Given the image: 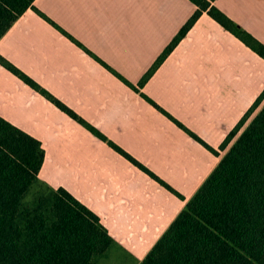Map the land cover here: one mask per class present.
<instances>
[{
  "label": "crops",
  "instance_id": "obj_1",
  "mask_svg": "<svg viewBox=\"0 0 264 264\" xmlns=\"http://www.w3.org/2000/svg\"><path fill=\"white\" fill-rule=\"evenodd\" d=\"M214 3L264 44V0ZM33 6L0 38V55L183 199L1 64L0 116L41 142L39 180L66 189L121 247L97 264H139L235 141L238 135L219 149L264 90V59L203 13L139 87L195 11L192 2L34 0Z\"/></svg>",
  "mask_w": 264,
  "mask_h": 264
},
{
  "label": "trees",
  "instance_id": "obj_2",
  "mask_svg": "<svg viewBox=\"0 0 264 264\" xmlns=\"http://www.w3.org/2000/svg\"><path fill=\"white\" fill-rule=\"evenodd\" d=\"M189 1L195 5V11L143 75L139 87L203 13L264 59V44L223 13L215 0ZM33 3L34 0H0V38L27 9H35ZM0 64L183 199L171 186L108 141L1 55ZM143 96L192 138L218 154ZM235 137L215 169L139 264H264V90L219 149H225ZM43 159L41 142L0 116V264H97L111 249H121L94 212L66 189L52 188L39 180Z\"/></svg>",
  "mask_w": 264,
  "mask_h": 264
},
{
  "label": "rangeland",
  "instance_id": "obj_3",
  "mask_svg": "<svg viewBox=\"0 0 264 264\" xmlns=\"http://www.w3.org/2000/svg\"><path fill=\"white\" fill-rule=\"evenodd\" d=\"M108 68H109V67H108ZM109 70H110L111 72H113L117 77L120 76V75H118V73H116V72L113 71L112 69L109 68ZM121 77H122V76H121ZM119 78H120V77H119ZM122 78H123V77H122ZM120 79H121V78H120ZM123 79H125V78H123ZM121 80H122V79H121ZM125 80H126V79H125ZM122 81H123V80H122ZM126 81H127V80H126ZM39 94H40V93H39ZM43 97H44V96H43ZM255 112H256V111H255ZM255 112H254V113H255ZM252 116H253V115H252ZM252 116H251V117H252ZM251 117H250L247 121H250ZM95 136H96V135H95Z\"/></svg>",
  "mask_w": 264,
  "mask_h": 264
}]
</instances>
